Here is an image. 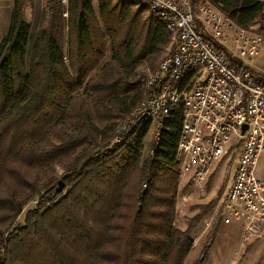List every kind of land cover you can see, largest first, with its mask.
<instances>
[{
    "label": "trees",
    "instance_id": "trees-1",
    "mask_svg": "<svg viewBox=\"0 0 264 264\" xmlns=\"http://www.w3.org/2000/svg\"><path fill=\"white\" fill-rule=\"evenodd\" d=\"M115 1L46 0L47 24L33 40L21 0L14 4L0 40V264L208 259L206 246L187 262L193 226L176 224L182 108L148 158L141 143L149 124L125 148L105 150L112 120L150 93L129 82L141 54L172 34L153 14H133L137 1ZM211 1L246 27L264 11L258 0ZM58 164L70 188L57 182Z\"/></svg>",
    "mask_w": 264,
    "mask_h": 264
},
{
    "label": "built area",
    "instance_id": "built-area-1",
    "mask_svg": "<svg viewBox=\"0 0 264 264\" xmlns=\"http://www.w3.org/2000/svg\"><path fill=\"white\" fill-rule=\"evenodd\" d=\"M135 1L170 30L175 47L146 81L150 93L118 125L117 140L129 143L149 124L158 144L181 107L176 161L190 183L207 180L214 164L237 150L215 216L240 222L248 242L264 230V11L258 26L246 27L209 2Z\"/></svg>",
    "mask_w": 264,
    "mask_h": 264
},
{
    "label": "rangeland",
    "instance_id": "rangeland-1",
    "mask_svg": "<svg viewBox=\"0 0 264 264\" xmlns=\"http://www.w3.org/2000/svg\"><path fill=\"white\" fill-rule=\"evenodd\" d=\"M15 2L16 0H0V40L8 31L10 16ZM21 2L24 19L32 25L33 40L41 28L47 24V2L46 0H21ZM63 2L67 5L69 0H63ZM201 2L213 3L211 0H202ZM132 10L133 14L139 13L145 16V18L151 15L142 2H135ZM64 16L65 18L69 16L67 10H65ZM258 24H254L253 26L256 27ZM143 43L144 40L142 39L141 47ZM174 47L175 38L171 34L170 41L162 45L160 50L151 54H141L142 58L139 59L135 70L136 76L132 77L129 82L131 84L134 83L137 87L148 89L146 81L159 67L163 59L173 52ZM127 115L112 120L114 129L109 132L111 137H109V144L105 150L114 148L117 145L125 148L128 144V142L125 144L118 142L116 136L118 125L122 123ZM134 137H131L129 144L132 143ZM156 137L155 128L153 126L149 127L141 143L143 159L153 154L154 146L157 144ZM236 151L230 152L222 160L217 161L208 179L201 184L190 183L187 176L180 174L176 202V224L182 229H186L192 224L194 234L193 250L187 258L188 263L200 255L203 247L208 246L209 255L205 264H264V230L250 241H243L241 234L242 225L240 222L225 224L215 216L219 202L229 184ZM56 168L58 172L57 182L61 180L66 184L67 188H70L69 179H66L64 176L65 169L59 164L56 165ZM147 180L143 183V188L147 187L144 185L148 183Z\"/></svg>",
    "mask_w": 264,
    "mask_h": 264
},
{
    "label": "water",
    "instance_id": "water-1",
    "mask_svg": "<svg viewBox=\"0 0 264 264\" xmlns=\"http://www.w3.org/2000/svg\"><path fill=\"white\" fill-rule=\"evenodd\" d=\"M246 128H247V125H244V127H243V132L246 130Z\"/></svg>",
    "mask_w": 264,
    "mask_h": 264
}]
</instances>
